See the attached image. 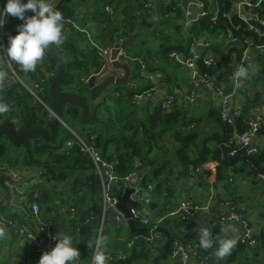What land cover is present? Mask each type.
I'll return each instance as SVG.
<instances>
[{"label": "trees", "instance_id": "trees-1", "mask_svg": "<svg viewBox=\"0 0 264 264\" xmlns=\"http://www.w3.org/2000/svg\"><path fill=\"white\" fill-rule=\"evenodd\" d=\"M112 1L100 0L99 4L103 7L109 5L112 8L115 3ZM212 1L211 7L214 8L218 0ZM73 2L74 0H58L59 4L56 9L62 12L64 18H72L76 21ZM6 3L7 0H0V10L4 8ZM23 3H27V0H23ZM230 11V4H227L226 13L228 14ZM128 13L131 12L125 14ZM164 13L166 15L165 23L170 26V30L161 34L163 47L156 54L157 63L154 57H149V59L142 57V59L136 56L133 58L142 59L146 62L150 72L162 74V81L169 88L178 86L176 73L180 69V65L172 59V54L177 52L188 57L194 44V38L201 40L204 35L211 38V51L216 56V67L205 68L203 64L199 63V68L202 71L204 70L206 77L214 76L217 71L221 70L222 64L233 63L232 56L234 53H237L238 59L241 60L248 41H251L252 48L264 42V38H260L257 32L246 30L240 35L242 50L232 48L226 52V38L229 30L224 23L212 25L208 20L200 18L199 21L186 30L183 11L176 8L175 3H170V7ZM261 14L264 15V12ZM32 15L34 13L30 10L25 13L26 17ZM169 15L170 19L168 18ZM129 17H131L133 23L136 22L135 16L129 15ZM23 23L24 21L16 17L10 16L7 19L5 26L7 32L5 38L6 48L8 37L17 35L18 26ZM232 25L240 28L244 24L241 18L235 15L232 17ZM118 31L116 29V35ZM62 34L65 43L59 48L53 45L51 51L46 53L43 62L37 66L35 72L24 73L20 71L18 64L12 63V66L20 78L40 84L41 91L38 96L49 107H53L48 75L55 77L58 73V65L62 63L65 76L60 87L69 92L73 91L72 86H76L78 94L83 95L86 99L89 114L96 112L97 119L93 124L83 123L81 120L82 110L73 106L64 111L63 121L84 140L90 144L94 142L104 156L116 163L117 172L122 177L134 170L136 160L142 163L141 170L144 173L149 172L147 183L152 186L157 185L152 191V200L149 205L151 211L155 213L153 221H156L168 211V204H163L165 189H167L166 193L170 199L175 197L173 184L188 180L209 161H216L219 164L216 172L217 181L224 179V171L228 169L233 171L235 177H241L244 174L250 176L256 185L264 180V149L259 150L257 154H252L249 149L238 146L234 137L236 134L248 130L249 121L246 118L237 116L235 123L230 124L222 119L221 110L212 111L210 116L216 121L220 133L202 138L194 129L199 126L201 119L193 118L184 107L175 105L177 96H175L173 103L175 107L170 111L165 110L162 105L152 109L146 102L136 103L135 97L138 94L154 93L156 89L155 85L141 78L139 61L132 64L131 77L132 83L139 86L129 88L116 86L111 93L104 94L99 103H93L89 100V91L84 83V76L90 73L91 68H100L102 62L93 50L90 55L83 53L76 36L83 38L86 35H82L74 27L64 25ZM121 35L125 36V33ZM121 35L118 34L117 37ZM112 38L115 39L114 35ZM258 65L257 80L261 83L262 91H256L254 97L256 101H259L264 94V57L258 58ZM231 70L230 67V72ZM227 90L230 91L228 88ZM114 94H118V96L116 97ZM0 98L3 99V102L12 105L10 113L0 114V123L8 117H12L21 126L24 125L25 120H28L33 127L50 132L48 125L53 121L50 118L49 111L27 92L18 81L4 87L0 91ZM62 130L64 132L63 136ZM259 134H264V126L260 128ZM59 138L63 140L60 145L57 144ZM72 138L71 132L60 125L55 143H46L40 138H34L30 142V153L25 150L22 159L10 160L9 166L12 168L41 169L46 173L48 182L55 184L66 183L68 180L72 181L70 196L74 205L78 206L90 201L86 214H91L90 217L96 220L98 227H100L103 216V207L99 205L100 198H98L101 193L100 179L93 171L94 165L91 160L83 155L78 147H73L65 153L62 152L64 143ZM172 144L176 145L174 151L171 150ZM223 145H225L227 151L221 148ZM233 149L236 150L235 156H231ZM9 154L10 152L3 159L9 158ZM204 175L208 177L207 172ZM123 190L124 188L119 193L122 194ZM47 200H49L48 197ZM59 210L55 205L51 207L48 205L47 207V212L58 213ZM237 212L242 213L241 211ZM166 224L159 228L165 236V242L159 250L155 251L156 254L148 253V248L143 244L133 246L129 255L119 254L114 248L118 244L116 238L106 240V249L112 251L115 256H121L117 264H133L128 256H132L136 261L140 259L149 260L154 257V264H161L172 257L177 245L184 249L190 247L193 239L191 231L195 227L193 219L183 215L173 220L171 228L170 224ZM135 226L138 228L139 224L136 223ZM52 229L55 230L54 222ZM108 232L105 228L103 236L107 235ZM257 239L261 245H264V240ZM218 247L219 244L215 243L209 250L202 252L198 250L195 252V258L193 259H206L211 252H216ZM244 248L245 245L239 241L237 251L220 260V262H235L237 254ZM34 254L40 259L41 255L36 252ZM81 260L86 261L85 258Z\"/></svg>", "mask_w": 264, "mask_h": 264}, {"label": "crops", "instance_id": "crops-1", "mask_svg": "<svg viewBox=\"0 0 264 264\" xmlns=\"http://www.w3.org/2000/svg\"><path fill=\"white\" fill-rule=\"evenodd\" d=\"M171 0H113L114 6L111 8L112 13L106 11L107 7L99 4L100 0H74V15L77 23L82 29H85L90 34L92 40L96 43L105 46L111 45L117 40V35L125 33V49L131 57H154L157 63L158 59L156 54L162 49V32L169 31L170 26L165 23L166 9L170 7ZM189 0H184L188 2ZM23 2V0H22ZM146 2L153 4V9L146 10ZM145 3V4H144ZM231 10H235V16L238 13H245L246 8H241L239 3L232 2L230 4ZM241 8V9H240ZM216 9V7H214ZM126 12H131L125 14ZM134 15H133V14ZM129 15L135 16L136 22L133 23ZM170 19V15L168 16ZM163 24V25H162ZM116 29L118 33L116 35ZM173 30V29H172ZM84 33H82L83 35ZM86 35V34H84ZM114 35V38L113 37ZM229 36V34H228ZM85 37V38H84ZM83 38L76 36L77 41L85 55H90L92 48L88 40L87 35ZM206 39L211 40L208 35H204ZM230 43L228 37L226 38V45ZM6 44V43H5ZM200 46H194L195 50ZM6 49V45L5 48ZM191 49H193L191 47ZM190 49V50H191ZM253 49V48H252ZM185 57L184 54H181ZM214 55V54H213ZM237 55L234 53L233 56ZM232 56V57H233ZM258 56L255 50L243 51L242 58H248L251 60V68L248 69V78L245 79L243 88L234 93L233 106L235 107L238 116H243L249 121L251 118L260 116L264 118V94L259 100H255L256 91L261 90V83L257 80L258 76ZM143 59V58H142ZM173 59V57H172ZM180 65V69L177 70L178 86L169 88L162 81V74L157 72L158 81L155 84L156 89L153 96L145 102L153 108L161 105L167 96L174 94L177 96L178 107H184L189 114L195 119H201L199 126L195 127L202 138H208L220 133V129L217 128L216 121L212 119L210 113L212 111H219L222 105V97L216 93L217 87H225L231 91V65L222 64L221 70L217 71L214 76L206 77L204 82L196 88L194 87V79L192 71L186 68L184 65L173 59ZM233 61V60H232ZM147 64V63H146ZM99 67L91 68L89 74L84 77H91L98 71ZM0 70L8 72V80L5 83V87L14 84L16 81L9 71L6 61L0 60ZM118 77H122L124 73L122 71H115ZM56 77V76H55ZM48 78H54L48 75ZM140 83V82H139ZM130 86H139L136 83H132L130 80ZM72 93H77L76 86H72ZM114 87L107 90L106 93H111ZM105 93V94H106ZM195 95V99L191 100V96ZM103 96L99 98L98 103ZM173 106V108L175 107ZM19 126H21L18 123ZM175 144L171 145V150H175ZM222 147V146H221ZM225 150V145H223ZM254 147L258 150L264 149V134H259V137L254 143ZM25 149H11L9 158L3 159V163L0 165L9 167L11 170L19 171L20 173L31 170L23 167H10L9 161L15 158L22 159ZM218 163L216 161H209L202 169L194 173L188 180L181 183L175 182L173 189L175 198L178 203H186L196 206L209 207L208 210L197 213L193 218L195 223L194 229L191 231L193 235L192 244L188 249H191L194 244L199 246V250L205 251L199 244V232L202 227H207L213 234L215 243L219 244V239L235 238L238 240L248 233V230L259 239H261V233L264 234V180L260 181L258 185L254 183V180L244 174L241 177H235V174L231 169L224 171V179L217 181L216 172ZM208 173V177L204 176V173ZM2 175V173H0ZM45 179V180H44ZM233 179V181H231ZM18 184V191L22 194L19 198L20 203L18 206L8 207L6 209H0V214L4 215L9 221L23 224L30 222V216L26 213L29 212L26 206L29 202V195L37 193L39 195V202L42 205V217L55 226L54 232L56 234L66 232L73 237V244L80 252V259L85 258L86 261L90 259L93 251L96 239L99 235V229L97 221L92 219L91 214H86L87 208L90 206V201H86L81 205H74L70 196V188L72 181L62 184H55L48 182L45 177L38 180V183L34 187H28V179L23 176L19 180L15 181ZM27 192V197L23 195ZM8 185L7 187L0 188V193L5 198H9ZM145 191L142 192V195ZM47 197L49 200H47ZM215 197V201L212 198ZM99 198V196H98ZM72 200V201H71ZM100 200V199H99ZM100 202V201H99ZM48 205L51 207L55 205L59 212H47ZM241 211L245 216L241 221H227L230 212ZM72 210H74V217H72ZM154 213V212H153ZM155 214V213H154ZM176 217H171L164 223V225L170 224V228L173 225V220ZM215 219H219L218 227H213L212 223ZM1 222V219H0ZM32 226V225H31ZM5 231V236L0 238V264H38L39 259L34 254V250L30 243L21 238L18 233L9 226H4L0 223ZM227 229V231H224ZM106 230L109 232L105 237L107 241L112 238L117 239V245L114 246L115 251L119 254H130L128 242L130 238L136 233L133 232L130 225H119L112 220V215L108 216ZM237 246L234 248L231 254L237 251ZM91 244L92 247H88ZM116 248H118L116 250ZM109 250V249H108ZM209 250V249H208ZM148 253L156 254L152 250H148ZM192 258H195V252L192 251ZM133 264H154L151 257L149 260L140 259L134 260L132 256ZM161 264H186L182 255L172 257L169 260L163 261ZM191 264H198L193 259ZM204 264H264V245H257L256 247L245 246L241 252L237 254L235 262L221 263L215 257V252H211L208 259Z\"/></svg>", "mask_w": 264, "mask_h": 264}, {"label": "built area", "instance_id": "built-area-1", "mask_svg": "<svg viewBox=\"0 0 264 264\" xmlns=\"http://www.w3.org/2000/svg\"><path fill=\"white\" fill-rule=\"evenodd\" d=\"M212 4V0H208ZM47 2L51 3L55 8L57 7L58 0H47ZM175 3V7L178 9H182L183 11V17H184V24L186 30L192 27L197 21H199L200 18H204L206 13L204 12V7L201 2L198 0H189L188 2H184V0H171L170 3ZM239 3V6L241 8H246L247 11L245 13H238V17L241 18L243 21V24H249L250 21H255L257 23H260L264 26V15L261 13L264 12V0H241L236 1ZM208 9V15L212 20H216L217 18V9H214L211 7ZM153 4L148 2L145 5L146 10L153 9ZM240 8V9H241ZM106 11L108 13H112V9L107 7ZM215 12V13H214ZM9 15L6 18L10 17ZM64 26L68 27H74L78 32L84 33L87 35L88 40L90 42V46L93 51L96 52L98 55L100 61L102 62V66L99 68V72L97 73V79L100 83L105 77L109 75H113L118 77L116 73L113 72V69L115 71L119 69H115L113 67V60H112V53L113 50H118L119 53L117 55L116 61L118 63H125L129 65L133 72V63L135 61H139L140 63V76L141 78L147 80L150 84L155 85L158 81L157 73L150 72L146 62H144L142 59H134L133 57L129 56L126 49H125V36L121 35L120 37H117V40L112 43L113 47L110 45L102 46L98 43H96L94 40L91 39L90 34L87 30L82 29L79 24L72 18H64L63 21ZM6 23L0 27V46H3L5 48V38L7 35L6 29H5ZM248 30H253L258 33L260 38H264V34L261 33L259 30L254 29L249 26ZM228 41H232V35L229 32ZM247 45L250 46L247 47ZM245 50H250L252 48L251 41L247 42ZM194 46H200L199 49L195 50ZM193 49L190 51V55L188 57H183L181 54L175 52L172 54L173 59L177 60L179 63L184 65L186 68L190 69L192 71V76L194 79V87H198L201 82H204L206 79L205 72L203 74V71L199 68V63L203 64L205 68H215L216 67V58L213 56V52L211 51V41L209 39H206L203 37L201 40H198L197 38H194V44L192 46ZM242 48V47H241ZM253 50L256 51V54L260 57H264V42L261 45H258L257 47L253 48ZM233 63L235 65H231V91H228L225 87H218L216 89V93L222 97V105H221V115L222 119L230 124L235 123V119L238 116V113L233 106V96L236 91L243 87H236L233 74L238 70L239 67L243 66L247 69L251 68V60L248 58H241V60L238 59V56H233ZM7 67L9 71L12 73L15 81H18L24 89L29 92L38 102H40L50 113V118L52 121L54 120L55 113L52 110V107H49L46 103H44L40 97L38 96V93L41 91V86L38 83H34L29 81L25 78H20L12 66V63H7ZM232 64V63H231ZM124 73L123 70H119ZM124 76V75H123ZM122 76V77H123ZM121 77V76H120ZM89 77L84 78V83L86 85L87 80ZM244 85V82H243ZM114 96H118V94H114ZM153 96V92L145 93V94H138L135 97L136 103H144L146 100L150 99ZM195 99V95L193 94L191 96V100ZM175 100V95L170 94L165 98V100L161 103L162 107L165 110H172L173 109V103ZM61 125H63L68 131L71 132L73 135V138L68 140L64 143L62 152H68L73 147H78L80 152L87 156L91 162L94 165V173L99 177L100 183H101V193L99 194L100 202L103 207V216L100 221V229H99V235H103V231L106 228L107 219L109 215H112L113 222L119 224V225H130V221L134 223L139 224L138 228L142 229V232H136L132 238H130L128 242L129 248H132L135 245L143 244L148 250L157 251L161 248L163 243L165 242V236L163 235L162 231L159 229L164 223H166L167 220H169L171 217H178L183 215L184 217H187L189 219H193L197 213L206 211L209 209V207H202V206H196L186 203H178L177 199L175 197L169 198L168 197V211L165 215H162L156 221L154 220V213L149 208V205L152 200V191H149V195L145 198L142 195V192L144 190H137L138 186L141 184L142 179L145 175L148 176V173H144V171L141 170L142 163L139 160H136L134 162V170L129 173L128 175L122 177L119 175L116 169V163L111 161L108 157L104 156L103 152L96 147V145L93 143H89L86 140H84L82 137H80L75 131H73L71 128L68 127V125L61 120ZM264 126V118L257 116L254 118H251L248 122V130L244 133L236 134L235 140L238 146L245 147L249 149L250 153L257 154L259 152L258 149L254 147V143L256 139L259 137V131L260 128ZM236 150L233 149V152L231 153V156H235ZM0 173L2 175H7L10 177L11 181H7L5 184V187L8 185V191L9 192V198L2 196L0 193V209H6L8 207L12 206H18L20 203L19 198L22 197V194L18 191V184L17 180H19L20 177L25 176L28 179V187H34L38 180L41 178L46 177V173L42 171L41 169H31L25 172L20 173L16 170H11L9 167H5L0 165ZM205 176V175H204ZM45 180V179H44ZM147 180V177H146ZM233 181V179H231ZM148 184V183H147ZM150 185V184H148ZM152 186V185H150ZM1 188V186H0ZM123 190V193L120 194L119 191ZM127 191H132V194L130 195V200L133 203H136V206L128 205L129 209V217L126 216V214L118 209L119 205V199L124 196V194ZM27 192L23 195H25V198L27 197ZM165 195V193H164ZM164 200V197H163ZM212 201H215V197L212 198ZM140 205V207H138ZM26 209L29 211L26 213L30 216V222L18 224L12 221H9L4 215L0 214L1 224L4 226H9L13 228L18 235L27 240L30 245L32 246L34 252H36L39 255H42L45 251H50L55 244L57 243V240L55 239L56 234L54 230L52 229V225L47 219L45 220L42 217V205L39 202V195L37 193H33L29 195V202L26 206ZM144 210H148L147 216L144 215ZM72 217H74V210H72ZM245 216L243 213H239L232 209L230 212V215L227 218V221H241L244 220ZM32 225V226H31ZM219 225V219H215L212 223L213 227H218ZM214 237V236H213ZM31 238L32 240H29ZM215 238V237H214ZM215 241V239H214ZM240 243L244 244L248 247H256L259 245V240L257 237L251 232V230H248V233L246 236L242 237L240 239ZM199 246L197 244H194L191 249H184L183 247H180V245H177L172 257H177L178 255H182L184 261L186 264L192 263V254L191 252L198 251ZM95 252V245L93 248V251L91 253V257L88 261H82L79 259L75 262V264H92V256ZM106 255L108 257L106 264H117V261L121 259V256H115L112 251H106ZM171 257V258H172ZM208 258L206 259H195L196 263L198 264H204Z\"/></svg>", "mask_w": 264, "mask_h": 264}, {"label": "clouds", "instance_id": "clouds-1", "mask_svg": "<svg viewBox=\"0 0 264 264\" xmlns=\"http://www.w3.org/2000/svg\"><path fill=\"white\" fill-rule=\"evenodd\" d=\"M31 11L34 15L26 17L25 13ZM19 18L24 21L18 26V34L8 37L6 49L0 46V60L7 63H15L20 66L24 73L35 72L37 66L43 62L46 53L51 51L53 45L57 48L65 43L63 32L64 16L47 0H7L6 5L0 10V27L6 23V18ZM236 87H243V81L248 78V69L241 66L233 74ZM8 80V72L0 70V91L5 87ZM12 105L3 102L0 98V114L10 113ZM224 231H227L225 229ZM5 236V231L0 227V238ZM55 239L57 243L50 251H45L38 264H75L80 259V252L73 244V237L66 232L59 233ZM214 238L207 227H202L199 232V244L204 250L213 247ZM29 240H32L29 238ZM106 240L103 235L97 237L95 252L92 256V264H106ZM235 238L219 239V247L215 252L217 260H223L231 255L237 246ZM88 247H92L88 244Z\"/></svg>", "mask_w": 264, "mask_h": 264}, {"label": "water", "instance_id": "water-1", "mask_svg": "<svg viewBox=\"0 0 264 264\" xmlns=\"http://www.w3.org/2000/svg\"><path fill=\"white\" fill-rule=\"evenodd\" d=\"M203 4V9L206 15L204 16L205 20H208L212 25H218L224 23L229 32L232 35V41L228 43L225 47V51L228 52L232 48H241L242 44L240 42V35L249 29V26L259 30L264 34V26L255 21H250L249 24H244L240 28H236L232 25V17H230L226 13L227 4H231L232 2L241 1V0H218L216 4L217 9V18L216 20H212L208 13V9L210 7L211 2L208 0H198ZM113 47V45H110ZM119 51L113 50L112 60L113 67L115 69L123 70V77H116L113 75H109L105 77L100 83L97 79L98 71L88 78L86 83V88L89 91V100L93 103H98L99 98L103 96L107 90L111 87H131L129 82L132 77V69L129 65L125 63H118L116 61L117 55ZM204 74V71H203ZM65 72L62 69V63L58 65V73L56 77L49 79L50 90H51V98L53 100L52 110L55 113V117L53 122L48 125V129L50 132L33 127L28 120H25L23 126H19L12 117H8L4 122L0 123V161L11 151V149H19L24 148L27 152L30 153L31 145L30 142L34 138H40L46 143H55L57 140L58 129L61 125V120L63 119L64 111L70 107L76 106L82 110L81 120L86 124H93L96 119V112L89 114V106L86 103V99L83 95L66 92L64 91L60 85L64 80ZM224 149V147H221ZM224 151H227L225 148ZM147 175H145L142 179L141 184L138 186L137 190H144L145 194L143 195L145 198L149 195V191L156 188L155 186H150L147 184L146 180ZM7 181H11L10 177L7 175H0V186L5 187V183ZM167 189H165L164 201L165 205L168 203V195L166 193ZM132 191H127L124 196L119 199L118 209L126 214L129 217V209L128 205L136 206V203L131 202L130 195ZM101 205V202H99ZM148 210H144V215L147 216ZM130 227L133 232H142V229L137 228L133 222L130 221ZM261 240H264V234L261 233ZM118 248H116L117 250ZM132 259V258H130Z\"/></svg>", "mask_w": 264, "mask_h": 264}, {"label": "rangeland", "instance_id": "rangeland-1", "mask_svg": "<svg viewBox=\"0 0 264 264\" xmlns=\"http://www.w3.org/2000/svg\"><path fill=\"white\" fill-rule=\"evenodd\" d=\"M235 14V10L233 9V10H231L229 13H228V15L230 16V17H232L233 15ZM247 47H249L250 48V46L249 45H247ZM239 50H242L241 48H238ZM251 50H253L252 48H251ZM213 56H215V55H213ZM216 57V56H215ZM219 58V57H218ZM63 134H64V132H63V130H62V136H63ZM61 143H63V140L61 139V138H59L58 140H57V144L58 145H60ZM3 160V159H2ZM1 160V161H2ZM238 178V177H237Z\"/></svg>", "mask_w": 264, "mask_h": 264}]
</instances>
